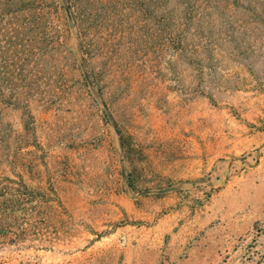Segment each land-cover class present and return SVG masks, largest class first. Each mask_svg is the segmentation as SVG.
<instances>
[{
	"label": "rangeland",
	"instance_id": "rangeland-1",
	"mask_svg": "<svg viewBox=\"0 0 264 264\" xmlns=\"http://www.w3.org/2000/svg\"><path fill=\"white\" fill-rule=\"evenodd\" d=\"M156 5L96 4L87 50L53 11L0 104V264H264V0Z\"/></svg>",
	"mask_w": 264,
	"mask_h": 264
},
{
	"label": "trees",
	"instance_id": "trees-1",
	"mask_svg": "<svg viewBox=\"0 0 264 264\" xmlns=\"http://www.w3.org/2000/svg\"><path fill=\"white\" fill-rule=\"evenodd\" d=\"M120 1L126 0H0V104L20 102L30 58L38 56L37 50L51 46L48 36L52 35L53 11H62L67 27L80 29L82 48L87 50L88 22L95 5L108 7ZM136 1L147 16L150 12L156 14V4L163 0ZM4 204L0 199V209Z\"/></svg>",
	"mask_w": 264,
	"mask_h": 264
}]
</instances>
